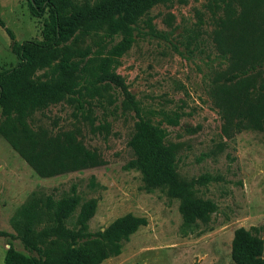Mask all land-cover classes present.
Wrapping results in <instances>:
<instances>
[{"label": "rangeland", "instance_id": "rangeland-1", "mask_svg": "<svg viewBox=\"0 0 264 264\" xmlns=\"http://www.w3.org/2000/svg\"><path fill=\"white\" fill-rule=\"evenodd\" d=\"M0 18L17 43L42 40L46 15L32 17L25 0H0ZM133 37L129 50L109 69L120 87L107 83L81 109L61 102L29 119L33 128L73 133L101 156L102 165L41 178L0 137V264L9 246L34 256L22 248L11 227L30 197L53 202L74 198V209L63 223L68 230L78 229L77 213L89 200L95 208L87 233L102 232L128 214L146 220L117 256L100 264H234L230 245L238 228L262 240L264 262V135L248 128L224 138L215 105L227 74L228 88L247 79L264 99L259 89L264 0L158 4L141 18ZM88 44V38L78 43L80 48ZM17 63L0 28V72ZM43 72L32 77L43 79ZM128 101L165 130L166 145L175 156L173 190L148 187L138 171L123 169L132 159L126 143L136 120ZM256 105L264 107V100ZM175 115L177 124H168L165 116Z\"/></svg>", "mask_w": 264, "mask_h": 264}, {"label": "trees", "instance_id": "trees-1", "mask_svg": "<svg viewBox=\"0 0 264 264\" xmlns=\"http://www.w3.org/2000/svg\"><path fill=\"white\" fill-rule=\"evenodd\" d=\"M25 1L32 17L46 15L42 40L17 43L0 18V28L10 40V52L18 60L16 66L0 72V137L41 178L102 165L101 156L86 149L73 133L33 128L29 119L61 102L81 109L83 101L99 95L107 83L120 87L109 69L131 47L141 18L155 5L186 0ZM145 21L149 27L150 21ZM82 38H88L90 44L80 48ZM39 70H44L43 79L32 77ZM226 83L228 74L223 76L215 101L222 119L221 135L229 140L248 128L264 135V107L256 105L264 99L259 98L255 86L247 79L232 88ZM259 89L264 92V75ZM126 105L136 120L126 143L132 159L123 169L138 171L148 187L168 186L173 190L175 156L166 145L165 130L142 117L135 103L128 101ZM165 119L170 125L177 124L176 115ZM75 203L68 197L56 202L49 197H30L11 219V227L22 248L34 256H23L9 246L3 264H100L117 256L122 243L146 225L144 218L128 214L102 232L87 233L86 223L95 208V201L89 200L77 213L78 229L68 230L63 223ZM261 253L259 237L243 228L233 232L230 258L234 264H264Z\"/></svg>", "mask_w": 264, "mask_h": 264}]
</instances>
